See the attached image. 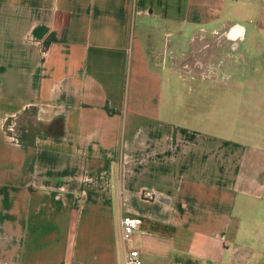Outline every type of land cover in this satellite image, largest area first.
<instances>
[{"label":"crops","instance_id":"obj_1","mask_svg":"<svg viewBox=\"0 0 264 264\" xmlns=\"http://www.w3.org/2000/svg\"><path fill=\"white\" fill-rule=\"evenodd\" d=\"M211 30L264 32V0H0V264H121L126 247L264 264V74L185 90L196 76L167 58ZM218 67L200 81L224 85ZM28 109L15 140L5 124Z\"/></svg>","mask_w":264,"mask_h":264},{"label":"rangeland","instance_id":"obj_2","mask_svg":"<svg viewBox=\"0 0 264 264\" xmlns=\"http://www.w3.org/2000/svg\"><path fill=\"white\" fill-rule=\"evenodd\" d=\"M191 40L189 43L184 41ZM179 51L167 54V58L172 65L185 76L193 75L189 82L187 81L183 89L191 90L193 86H210V90L234 91L237 82V75L243 74H264V32L257 31L248 36L240 37L238 40L232 39L224 33L222 36L218 31H203L196 35H187L183 37ZM217 58L218 61L212 62L210 58ZM242 58H246L245 65H241ZM224 59V85L219 81L202 80L204 74H213L219 72L217 69L220 61ZM218 64V65H216ZM263 90L258 97L256 105H264V81L258 82ZM257 84V83H256ZM200 88V87H199ZM197 90V89H196ZM224 106H228L234 117L236 113V98H224ZM263 113H257L254 116L260 118ZM36 121L32 114V109L16 118L14 122V132L19 136H30L36 126Z\"/></svg>","mask_w":264,"mask_h":264},{"label":"built area","instance_id":"obj_3","mask_svg":"<svg viewBox=\"0 0 264 264\" xmlns=\"http://www.w3.org/2000/svg\"><path fill=\"white\" fill-rule=\"evenodd\" d=\"M42 55H46L47 48H42ZM6 130L9 132L10 137L17 140L14 134V123L6 122ZM159 193L153 189H144L142 191V197L146 199H156ZM140 218L131 214H123L120 218L121 225V237L126 240L129 236L139 227ZM142 259L140 252L136 247H126L123 251L122 263L121 264H141Z\"/></svg>","mask_w":264,"mask_h":264}]
</instances>
